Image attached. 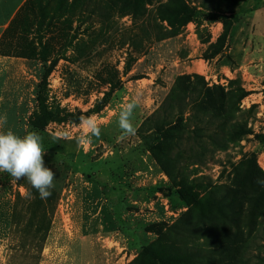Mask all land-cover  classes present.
<instances>
[{"label": "rangeland", "instance_id": "374dc122", "mask_svg": "<svg viewBox=\"0 0 264 264\" xmlns=\"http://www.w3.org/2000/svg\"><path fill=\"white\" fill-rule=\"evenodd\" d=\"M72 1L54 0L43 13L44 2L26 12L18 22L19 46L35 53L16 57L21 60L12 74L5 67L1 72L0 116L7 123L0 131L21 137L33 131L38 86L53 60L44 96L65 119L37 131L45 166L56 172L47 199L27 179L12 184L0 173V264H156L154 254L165 264L262 262L264 186L257 181H264V0H185L201 13L164 39L155 23L136 18L139 12L158 18L157 7L169 0H140L136 12L132 0H122L129 6L111 10L113 21L103 31L97 15L86 18L100 0H82L70 10ZM11 41L3 52L13 53ZM182 76L188 79L158 125L175 123L176 105L191 114L195 97L178 94H240L244 88L247 96L231 114L251 133L213 153L210 140L190 132L162 137L155 157L142 136L156 127L149 119ZM133 99L137 132L119 140V112ZM80 112H91L101 129L85 144L77 142L85 133L81 122L71 117ZM60 132L68 138L57 140ZM221 245L227 254L219 257L213 252Z\"/></svg>", "mask_w": 264, "mask_h": 264}, {"label": "trees", "instance_id": "16d2710c", "mask_svg": "<svg viewBox=\"0 0 264 264\" xmlns=\"http://www.w3.org/2000/svg\"><path fill=\"white\" fill-rule=\"evenodd\" d=\"M82 0H73L72 3L69 5L70 10L75 9L77 4ZM133 2H130V5L136 10L140 11L141 3L140 0H132ZM208 0H203V4H205ZM45 2L43 6V13L48 12L51 8L52 3L54 0H27L25 4L20 8L18 14L11 22L9 28L6 30L5 34L3 35L2 41L0 42V55L3 56H11V57H22V58H31L35 50L33 47L27 48V47H20L19 46V39L22 36L21 33H18V22L21 20V18L24 16V14L30 10H33L34 7L38 5H42ZM85 5V4H84ZM87 7H84V9H89V4H86ZM129 5H126L125 2H122V0H100L99 4L95 9L90 11L89 15H86V18H92V15H97L99 17V23H101V31H103L108 23L113 21L111 18V10L114 9H123L128 7ZM60 11V10H59ZM86 11V10H84ZM146 13V12H145ZM145 13L139 12V17L136 19L139 20L140 24H145L146 22H153L158 27V35H160V39H164L169 36L177 35V32L179 29L184 27L189 21L193 19V15L201 13L200 10H197L195 8H190L185 0H169L167 4H160L157 7V13L158 18L153 19L150 18V14L146 13L147 16H145ZM214 17V16H213ZM54 18V17H53ZM52 18V19H53ZM51 19V20H52ZM160 20L161 22H167V26L171 30H167L166 27H164L162 24H158L155 22V20ZM213 19V18H212ZM235 21L238 23V18L234 16ZM225 23V27H227V22ZM234 23V21H233ZM236 24V22H235ZM24 29V28H23ZM25 30V29H24ZM25 32V31H24ZM8 35H11L8 38ZM228 35V30H226V34ZM224 36H222L220 39H222ZM77 38L74 36V39ZM9 39L12 40V48L13 53H5L1 49L3 46L8 47L9 45ZM73 38L69 41V44H72ZM11 45V44H10ZM29 46H31V42H29ZM39 46L44 52H50L51 45L49 43H44L42 40L39 41ZM30 51V52H29ZM226 57L223 56L221 60ZM48 60H43V63H47ZM57 64V60H53L51 62L50 66L45 65V72L42 77V81L40 82L38 86V102H39V113L35 116V118L31 121L30 125L33 130L35 131H43L46 127V125L49 122L52 121H64L65 116H59L55 112H53L48 104H47V98L44 96L46 90L49 86L48 78L53 72L55 66ZM132 66L131 62L129 61L127 63V69H130ZM188 78L186 76L179 77L176 83V86L171 91V93L167 96V98L162 103L160 109L154 114L153 117L149 119V122L155 123L156 127L152 130V132H147L143 134V143L144 145L151 150L152 154L155 155V157H158L160 151L162 150V144L160 142V138H172L175 134H180L184 132H190L192 135V138L202 141V140H210L212 142V148L213 150L211 153L217 151V150H226L229 148V143H236L242 141L243 137L246 134H250L251 130L246 128L245 125L240 124L233 120V115L231 114V109H235V106L237 102H241L244 100V98L247 96V92L244 88H240V94H211L212 90L207 89L205 91L206 94H203L201 97V94H178L179 97L190 95L195 97L193 101V105L191 107V114L189 116H186V113H184L182 107H179L176 105L178 110V116L173 125H169L166 123V128L164 129L161 125H158L159 118L161 116L164 117L168 115L172 108H173V100L174 94L176 92V89L180 88V86L185 84V81ZM214 89L220 90L223 92V89L221 86H215ZM106 100V96L103 98V101ZM103 109V108H102ZM237 109V108H236ZM89 113L86 112L82 113L80 112L77 115H72L74 122H79L81 116H89ZM195 120V126L192 130H190L187 126L190 124L191 121ZM144 126V125H143ZM258 134H256V138H260ZM183 138V137H182ZM181 138V139H182ZM206 150L207 147H204ZM166 149H163L162 153L164 155H168V157L175 156L174 153H168L165 152ZM180 150H178L176 153L179 154ZM192 154L196 155L195 152ZM206 153H201L202 156H204ZM170 156V157H171ZM200 156V157H202ZM190 231V230H189ZM208 231V237L211 235L212 226L207 228L204 232ZM192 234H196L197 232H194V230L190 231ZM206 234V233H205ZM220 245V244H216ZM216 249V248H215ZM216 251V250H215ZM227 254V246L221 245V251L220 252H213L219 257H222L223 254ZM207 254L205 257H207ZM154 260H156V264H165L163 261H160L157 256L153 255ZM199 257H203L201 254ZM259 264H264V258L262 259V262Z\"/></svg>", "mask_w": 264, "mask_h": 264}, {"label": "clouds", "instance_id": "9594fccd", "mask_svg": "<svg viewBox=\"0 0 264 264\" xmlns=\"http://www.w3.org/2000/svg\"><path fill=\"white\" fill-rule=\"evenodd\" d=\"M137 107V100L122 106L118 115V127L120 129L119 140H124L130 136H135L137 128L133 120V113ZM81 126L85 133L78 138V144L90 142V137H99L100 126L92 116H81ZM7 123V116H0V127ZM57 140L67 139V132L58 133ZM46 151L42 146L40 134L33 130L27 132L23 137L15 134L11 129L0 131V173L9 176L10 183L27 179L30 185L35 188L41 199H47L51 195L54 187L56 172L45 166L44 156ZM262 186L264 181L258 180ZM31 196V193H29Z\"/></svg>", "mask_w": 264, "mask_h": 264}, {"label": "crops", "instance_id": "0c3cea01", "mask_svg": "<svg viewBox=\"0 0 264 264\" xmlns=\"http://www.w3.org/2000/svg\"><path fill=\"white\" fill-rule=\"evenodd\" d=\"M26 1L27 0H0V42L11 22ZM20 60V58L16 57L0 55V76H2L1 72H4V67L9 74H12L14 72L13 66L17 67Z\"/></svg>", "mask_w": 264, "mask_h": 264}]
</instances>
